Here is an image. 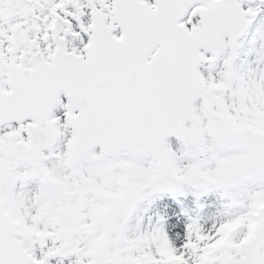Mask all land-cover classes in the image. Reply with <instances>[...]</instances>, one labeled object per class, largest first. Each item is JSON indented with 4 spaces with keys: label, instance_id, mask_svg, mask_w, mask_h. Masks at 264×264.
<instances>
[{
    "label": "snow or ice",
    "instance_id": "snow-or-ice-1",
    "mask_svg": "<svg viewBox=\"0 0 264 264\" xmlns=\"http://www.w3.org/2000/svg\"><path fill=\"white\" fill-rule=\"evenodd\" d=\"M0 264H264V0H0Z\"/></svg>",
    "mask_w": 264,
    "mask_h": 264
}]
</instances>
